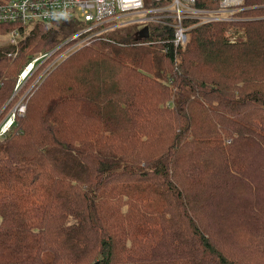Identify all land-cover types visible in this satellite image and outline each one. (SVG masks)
Listing matches in <instances>:
<instances>
[{"label":"trees","instance_id":"1","mask_svg":"<svg viewBox=\"0 0 264 264\" xmlns=\"http://www.w3.org/2000/svg\"><path fill=\"white\" fill-rule=\"evenodd\" d=\"M67 31L22 27L16 58L0 45V121ZM154 34L77 49L26 93L0 136V264H264V0L185 49Z\"/></svg>","mask_w":264,"mask_h":264},{"label":"built area","instance_id":"2","mask_svg":"<svg viewBox=\"0 0 264 264\" xmlns=\"http://www.w3.org/2000/svg\"><path fill=\"white\" fill-rule=\"evenodd\" d=\"M198 0H1L0 24H12L8 33L11 46L8 56L15 57L23 41L22 27L38 22L55 23L64 20L71 22L75 31L69 33L61 42L46 52L40 53L21 71L19 82L33 74L40 64H47V70L75 50L90 47L96 43L125 44L133 46L148 45L161 41L153 37L154 30L170 29L172 35L167 39L175 47L185 48L192 27L205 23L231 21L244 8L246 0H212L213 6H198ZM142 24L133 32H124L129 25ZM148 26V37L140 34ZM168 37L169 34H163ZM237 34H235L236 36ZM233 36V37H235ZM240 35H237V38ZM236 38H231L235 41ZM24 107H22L23 109ZM0 129V136L6 132L15 114Z\"/></svg>","mask_w":264,"mask_h":264},{"label":"rangeland","instance_id":"3","mask_svg":"<svg viewBox=\"0 0 264 264\" xmlns=\"http://www.w3.org/2000/svg\"><path fill=\"white\" fill-rule=\"evenodd\" d=\"M27 27H31V26H27ZM77 26L75 25V27H74V29L76 28ZM143 27V25L142 24H135V23H133L132 25H129V26H127L126 28H123V31L124 32H133V31H135V30H139V29H141ZM148 27V26H147ZM146 27V28H147ZM144 30V29H143ZM72 31H67L66 33H71ZM67 34V35H68ZM228 35H229V37H230V39L231 38H237V35L235 36V37H233L234 35H231V32L229 31L228 32ZM188 37H189V35H188ZM239 37H243V35H241V36H238V38ZM26 35L25 34H23V41H21L22 42V44L23 43H25V41H26ZM64 38V37H63ZM190 38V37H189ZM188 42H189V39H188V41H187V43H186V46H187V44H188ZM9 44L8 43V33L6 34V35H0V45H2V44ZM21 44V45H22ZM21 45H20V47H21ZM127 45V42H126V40H125V44H123L122 46H126ZM10 46V45H9ZM186 46H185V48H186ZM10 48H11V46H10ZM185 48H183V49H185ZM40 53H42V52H36L35 54H34V56H32L33 58L35 57V56H37L38 54H40ZM14 58H16V56L14 57ZM33 58H32V60H33ZM31 60V61H32ZM63 60V59H62ZM30 61V62H31ZM29 62V63H30ZM28 63V64H29ZM42 65L43 64H40L39 66H37L34 70H33V74L39 69V68H41L42 67ZM46 68V67H45ZM44 68V69H45ZM23 70V69H22ZM42 73L43 72H40L38 75V77H36V79H34L33 80V83H31L30 85H28V86H26V83H25V81L27 80V79H29L33 74H31L29 77H27L26 79H24V80H22L21 82H19L18 80H19V77H20V74L18 75V79H17V81H16V92L19 94V92H21V91H23L21 94H20V96H19V98L18 99H16L15 101V103H14V105L13 106H11V108L10 109H8V111H7V113H5V115H4V118L0 121V129H1V127L5 124V122L9 119V117H11L10 115H12V114H21V115H23L24 113H25V111H26V102L25 101H23V98L26 96V93H28L32 88H33V84L35 83V81H37V80H39V78L41 77V76H43L42 75ZM22 107H24L23 109H22ZM15 118H16V116H15ZM14 118V119H15Z\"/></svg>","mask_w":264,"mask_h":264},{"label":"water","instance_id":"4","mask_svg":"<svg viewBox=\"0 0 264 264\" xmlns=\"http://www.w3.org/2000/svg\"><path fill=\"white\" fill-rule=\"evenodd\" d=\"M140 36H141V37H148V27L145 28V29L141 32Z\"/></svg>","mask_w":264,"mask_h":264}]
</instances>
